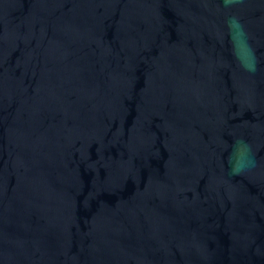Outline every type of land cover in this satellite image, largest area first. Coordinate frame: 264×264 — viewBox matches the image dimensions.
Listing matches in <instances>:
<instances>
[{"label": "water", "instance_id": "95a60500", "mask_svg": "<svg viewBox=\"0 0 264 264\" xmlns=\"http://www.w3.org/2000/svg\"><path fill=\"white\" fill-rule=\"evenodd\" d=\"M0 264H264V0H0Z\"/></svg>", "mask_w": 264, "mask_h": 264}]
</instances>
